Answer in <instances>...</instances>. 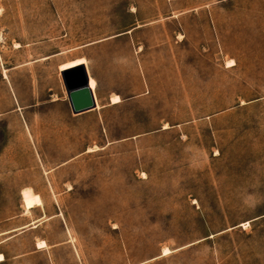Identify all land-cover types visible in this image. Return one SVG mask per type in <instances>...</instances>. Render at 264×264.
I'll return each mask as SVG.
<instances>
[{
    "label": "rangeland",
    "instance_id": "1",
    "mask_svg": "<svg viewBox=\"0 0 264 264\" xmlns=\"http://www.w3.org/2000/svg\"><path fill=\"white\" fill-rule=\"evenodd\" d=\"M67 51L100 111L50 104ZM28 223L5 264H264V0H0V232Z\"/></svg>",
    "mask_w": 264,
    "mask_h": 264
},
{
    "label": "crops",
    "instance_id": "2",
    "mask_svg": "<svg viewBox=\"0 0 264 264\" xmlns=\"http://www.w3.org/2000/svg\"><path fill=\"white\" fill-rule=\"evenodd\" d=\"M72 52V53H71ZM68 53V54H67ZM69 53H71V54H69ZM63 56V57H62ZM53 57H60V58H63V61H61V63L58 65V73H59V75H61V84H60V86H59V89L57 90V92L56 93H54L51 97H53L49 102H50V104H52V105H59V106H61V107H63L64 109H66L68 112H70V114L72 115V116H76V115H83V114H89V113H91L92 111H100V110H97V108H93V109H91V110H89V111H86V112H82V113H75L71 108H70V104H69V100H68V95H67V91L65 90V88H64V84H63V80H62V72H66V71H72V69H75V68H80V67H83L85 70H86V72L88 73V76H89V82H90V76H92V77H94V75L92 74V73H90V71L88 70V60H87V58L85 57V56H76V53L74 52V51H67V52H59V53H55V54H53V56H50V57H45V58H43V60H49V59H51V58H53ZM81 58H83V59H85L86 61H87V63L86 64H83V65H77V66H74V67H72V68H70V69H66V70H59V67H60V65H63V64H65V63H68V62H72V60H76V59H81ZM94 79H95V81H96V88L93 90V92H94V94H95V96H94V99H95V102H96V105H97V102L102 106V109H103V105L101 104V101H100V99L98 98V95H97V87H98V81H97V79H96V77H94ZM91 90V89H90ZM96 90V91H95ZM112 95H119V94H117V93H111L110 94V96H112ZM55 96V97H54ZM98 101H97V100ZM109 100H110V98H109ZM111 105H115V104H111ZM18 108H20V110H21V107H19L18 106ZM58 168H59V165H56V167H54V168H45L44 169V175H45V182H47L48 183V186L50 187V188H52L53 187V182H51V180H50V178H49V175L51 174V173H53V172H56L57 170H58ZM39 186V185H38ZM38 186H36V185H30V186H28V187H26V188H31L32 190H33V192H34V189H37L38 188ZM35 193V192H34ZM36 194V193H35ZM40 196H41V194H39ZM41 198H42V196H41ZM44 202V201H43ZM40 208V207H39ZM39 208H35V209H33L32 210V212L33 213H35L36 214V212H38V210L37 209H39ZM31 212V213H32ZM24 214V213H23ZM25 215V214H24ZM44 217H46V214L45 213H43V214H41V215H39V217H37L36 219H35V221H38V223L39 222H41V221H43L44 219H42V218H44ZM29 224V223H28ZM28 224H26V225H22L21 227H19V228H13V229H10V230H4L3 232H0V238L4 235V234H7V233H17L16 235H14V236H17L18 234H21V233H24V232H26V231H28V230H30V224L28 225ZM41 224V223H40ZM39 224V225H40ZM39 227V226H38ZM21 228H25V230L24 231H22L21 233H18L19 231H21V230H19V229H21ZM14 236H12V237H14ZM11 238V237H10ZM4 241H0V246L2 245V243H3ZM47 248V247H46ZM35 249L36 250H34V251H40V250H46V252H48V249H44V248H40V249H37V247H36V245H35ZM0 254H2V255H4L5 256V254H4V252H2V249H0ZM8 258H7V256H5V260H4V262H2V263H0V264H5L6 262H8Z\"/></svg>",
    "mask_w": 264,
    "mask_h": 264
},
{
    "label": "water",
    "instance_id": "3",
    "mask_svg": "<svg viewBox=\"0 0 264 264\" xmlns=\"http://www.w3.org/2000/svg\"><path fill=\"white\" fill-rule=\"evenodd\" d=\"M62 80L70 108L75 113L86 112L96 106L93 92L89 89V76L83 67L62 72Z\"/></svg>",
    "mask_w": 264,
    "mask_h": 264
},
{
    "label": "bare ground",
    "instance_id": "4",
    "mask_svg": "<svg viewBox=\"0 0 264 264\" xmlns=\"http://www.w3.org/2000/svg\"><path fill=\"white\" fill-rule=\"evenodd\" d=\"M86 63H87V61L85 59H83V58L72 60V62H68V63H65L63 65H60L59 70L62 71V70L70 69V68H72L74 66L83 65V64H86ZM5 72L6 71H4V73ZM5 76L7 77L6 74H5ZM95 88H96V81H95L94 77L90 76L89 89H91V91L93 92V90ZM93 95L95 96L94 92H93ZM94 102H95V99H94ZM120 102H121V98H120L119 95H112L110 97V102H109L110 104H118ZM95 105H96V102H95ZM94 108H97V110H101L102 106L97 102V105ZM88 151H92V149H89ZM45 247H47V244H46L45 241H41L40 243L37 244V249L45 248ZM164 253L167 254V251H164ZM4 260H5V256H2L0 254V263L4 262Z\"/></svg>",
    "mask_w": 264,
    "mask_h": 264
}]
</instances>
